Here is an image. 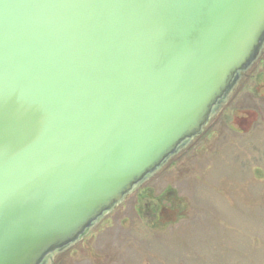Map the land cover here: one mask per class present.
Masks as SVG:
<instances>
[{
  "label": "water",
  "instance_id": "obj_1",
  "mask_svg": "<svg viewBox=\"0 0 264 264\" xmlns=\"http://www.w3.org/2000/svg\"><path fill=\"white\" fill-rule=\"evenodd\" d=\"M263 56L264 0H0V264H55Z\"/></svg>",
  "mask_w": 264,
  "mask_h": 264
},
{
  "label": "rangeland",
  "instance_id": "obj_2",
  "mask_svg": "<svg viewBox=\"0 0 264 264\" xmlns=\"http://www.w3.org/2000/svg\"><path fill=\"white\" fill-rule=\"evenodd\" d=\"M55 264H264V56L192 145Z\"/></svg>",
  "mask_w": 264,
  "mask_h": 264
},
{
  "label": "flooded vegetation",
  "instance_id": "obj_3",
  "mask_svg": "<svg viewBox=\"0 0 264 264\" xmlns=\"http://www.w3.org/2000/svg\"><path fill=\"white\" fill-rule=\"evenodd\" d=\"M143 192V191H142ZM149 192L146 190V192L144 194H140L141 197H146V195H148Z\"/></svg>",
  "mask_w": 264,
  "mask_h": 264
},
{
  "label": "trees",
  "instance_id": "obj_4",
  "mask_svg": "<svg viewBox=\"0 0 264 264\" xmlns=\"http://www.w3.org/2000/svg\"><path fill=\"white\" fill-rule=\"evenodd\" d=\"M150 191H151V192H150V194H151V193H152V190H150ZM150 194H149V195H150Z\"/></svg>",
  "mask_w": 264,
  "mask_h": 264
}]
</instances>
